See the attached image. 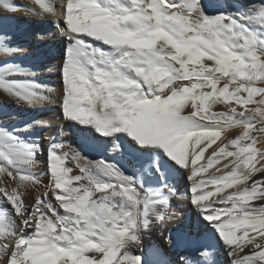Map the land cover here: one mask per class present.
<instances>
[{
  "label": "snow or ice",
  "instance_id": "6c2138e0",
  "mask_svg": "<svg viewBox=\"0 0 264 264\" xmlns=\"http://www.w3.org/2000/svg\"><path fill=\"white\" fill-rule=\"evenodd\" d=\"M34 3L24 10L35 17L59 12L67 42L64 119L88 126L98 150L131 155L137 172L51 142L45 183L32 171L41 146L0 128V264H173L158 248L145 259L143 235L177 196L209 240L189 241L194 258L176 264H218L221 251L229 264H264V0H230L215 14L201 0ZM0 9L20 10L10 0ZM19 51L0 42V92L50 103L52 89L12 59ZM233 128L242 131L221 139ZM213 165L221 174L202 175ZM176 175L190 181L184 195Z\"/></svg>",
  "mask_w": 264,
  "mask_h": 264
},
{
  "label": "rangeland",
  "instance_id": "374dc122",
  "mask_svg": "<svg viewBox=\"0 0 264 264\" xmlns=\"http://www.w3.org/2000/svg\"><path fill=\"white\" fill-rule=\"evenodd\" d=\"M11 3L17 7H20L22 4L25 5L23 0H11ZM56 3L59 4L61 3V1ZM29 16L30 15L28 12H25V14L22 15L18 12H0V31H4L0 34V42L12 47H18L20 51L14 57H12V59H14L19 66L23 68L26 67L25 69L33 73V75L31 76L32 78L30 77L29 79L36 82V84L45 86V88L52 89L51 92L46 93L52 99L51 102L41 104V111L43 112V114L45 113L44 115L46 116L49 125L46 129L48 135L47 137H45L44 142L42 144V147L45 148V151L43 154H40L37 157V159H41L45 162V169L43 173H45L44 177L45 179H47V148L51 142L62 143L64 145L62 151L69 152L70 156L77 152L82 155L84 154L85 149H87L89 145H95L93 141L86 138V130L88 126L73 124V122L65 120L62 115L60 107L62 97V78L60 69L63 64L64 53L60 52L61 54H57L59 50L56 51L55 49L50 48V43H53L56 40L58 41L59 39L63 41L64 39L59 35V32L55 27L56 18H58L59 12L57 13V16L49 15L51 19H55L54 21L52 20L49 23H44L33 30H29L27 28L18 30V19L24 17L25 20L26 17L28 18ZM7 30L9 31L5 32ZM46 35L48 36V42L41 41ZM51 39H53L54 41L50 42L49 40ZM64 41L66 40L64 39ZM26 109L27 106L25 104L18 103L13 97H10L5 93L0 92V122L3 121L4 117H8V120H10L9 122L13 124V126L11 127H14L15 129L24 130L25 136H22L20 134L22 137H27V135L32 132V127L35 122V120L33 121L28 118V112L25 111ZM213 111L220 113L226 111V109L222 104H219L213 107ZM29 125H31L30 128ZM0 128H4L7 130L6 127L0 126ZM241 131L242 129L240 128H233L229 131L221 133V139H224V137L226 136L234 137L235 135H238ZM217 143H219V141H217ZM213 147H215V145H213ZM118 154L119 156L117 161L122 158V161L124 162V169L130 173V168L132 164H130V162L127 161L125 157L128 154L126 153L122 157L120 155V150ZM43 191L44 188L41 187V192ZM24 199L28 203L34 202H29L27 200L28 197L25 196ZM145 259L148 260L147 257Z\"/></svg>",
  "mask_w": 264,
  "mask_h": 264
},
{
  "label": "bare ground",
  "instance_id": "6f19581e",
  "mask_svg": "<svg viewBox=\"0 0 264 264\" xmlns=\"http://www.w3.org/2000/svg\"><path fill=\"white\" fill-rule=\"evenodd\" d=\"M23 1L25 5L22 4L20 7H18L20 10L17 11L21 15L25 14L26 11L24 9H27V8L35 7L38 10V5L34 3V0H23ZM59 1L62 2V0H55V2H59ZM226 2H230V0H201V4L206 14L217 13L219 10H221V7ZM0 12H5V11L3 9H0ZM29 15L30 16L28 18L26 17L25 20H24V17L18 19L17 21L18 30H21L24 28L33 30L37 28L38 26L44 23H49L53 20L51 19L49 15H47L43 19L35 17L31 15L30 13ZM8 31L9 30L5 32H8ZM2 32L4 31H0V34ZM47 37H48L47 35L44 36V38L41 41L48 42ZM49 41L52 42L54 40L51 39ZM50 46H51L50 48L55 49L56 51L59 50L57 54H61V53H64L65 51L66 41H64V39L63 41L59 39L58 41L56 40L55 42L50 43ZM3 59H7V58H3ZM25 105L27 106V109L25 111L28 112L27 113L28 118L33 121L35 120V122L36 121L40 122L39 124L34 122L33 127H32L33 128L32 132L29 133L28 135L26 134L27 137H25L29 141L37 143L41 146L42 150L37 152V157H38L40 154H43L45 151V148L42 147V144L44 142L45 137H47L48 135V132L46 129H47V126L49 125V122L46 116L44 115L45 113L43 114V112L41 111L42 109L41 105H36L35 107L29 106L27 104ZM9 121L10 120H8V117H4L3 121L0 122V126L6 127L7 130L9 131L17 130L14 127H11L13 126V124L10 123ZM20 134L22 136H25L24 130H21L20 132H18V135ZM258 146H261V145H258ZM118 153H119V149L116 147L110 148L107 152H101V151H98V149L95 146L89 145L87 149H85V152H84L85 156L84 154H82V156L85 159L93 160V161L104 159L106 162H115L118 159V156H119ZM207 155L208 154L205 153V156ZM125 157L127 161H129L130 164H132L130 168L131 169L130 173L137 172V168L135 167L136 161L133 159V157L129 154L126 155ZM119 162L121 164H124V162L122 161V158L119 159ZM204 162L205 161L203 159L200 161V163H204ZM44 163L45 162L43 160L37 159V165L35 168L32 169V171L37 176L41 177V179H43L44 182L46 183L47 179H45L44 177L45 173H43L45 169ZM218 167H222V165H213V167L210 168L207 173H202V175L204 176H209L212 174L219 175L221 173L216 172V168ZM74 172L78 174L77 173L78 169H75ZM173 182H174L175 187L179 190L180 195L185 194L188 188V185L190 184V181H187L185 177H182L179 175L175 176L174 181H170V183H173ZM235 187H240V185H236ZM233 190L234 189H225L222 193H219L218 195H224ZM40 191H41V188H40ZM35 195H36V191L34 189L25 190V197H28L27 200L29 202L34 201ZM211 199L212 198H210V200ZM170 240L172 242H170ZM197 240L201 242L207 241L209 240V236L207 233H200L199 228L197 226L196 210L194 206H192L188 200L180 199L179 196L173 197L170 200V207L168 210H166L164 218L157 219L153 217L149 228L145 231L143 235V255H144V258L147 257L148 260H155L156 258L151 256V252L154 248H158L161 253V258L171 261L173 262V264H176V262L178 261V258L182 254L185 259L191 261L195 256V244H190L189 241H197ZM211 242L214 243V241H211ZM216 259L218 261V264H229L230 262V258L223 251L218 253V255L216 256Z\"/></svg>",
  "mask_w": 264,
  "mask_h": 264
}]
</instances>
